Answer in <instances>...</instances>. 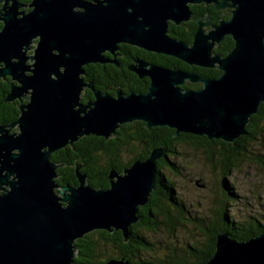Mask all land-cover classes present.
<instances>
[{
	"label": "water",
	"instance_id": "1",
	"mask_svg": "<svg viewBox=\"0 0 264 264\" xmlns=\"http://www.w3.org/2000/svg\"><path fill=\"white\" fill-rule=\"evenodd\" d=\"M0 4V78L12 81L6 101L28 94L19 118L8 125L18 132L0 133V264H74L76 242L94 231H120L128 242L129 227L141 219L139 208L149 203L157 162L164 158L162 148H154L120 173L110 170L108 188L96 189L80 166L75 167L77 183L59 187L55 171L63 165L51 162L52 153L83 137L108 140L134 122L148 130L171 129L174 137L188 134L231 144L247 135V124L264 103V0ZM200 4L229 7L231 16L207 33L203 28L209 19L198 18L191 44L171 38L169 25L190 21V6ZM224 36L234 45L222 57L213 47ZM120 44L221 74L200 78L137 61L130 69L149 79L146 92L116 90L111 96L94 91V99L82 104V91L92 89L83 68L108 62L104 53L114 55ZM187 83L202 86L182 88ZM173 168V175H182ZM105 264L131 263L112 259ZM203 264H264V233L238 242L218 232L213 256Z\"/></svg>",
	"mask_w": 264,
	"mask_h": 264
},
{
	"label": "trees",
	"instance_id": "2",
	"mask_svg": "<svg viewBox=\"0 0 264 264\" xmlns=\"http://www.w3.org/2000/svg\"><path fill=\"white\" fill-rule=\"evenodd\" d=\"M20 1L24 7L30 3V0ZM191 12L193 19L208 14L211 20L216 22L222 11H216L212 7L200 4L191 6ZM195 28L196 26L193 22H186L182 23L179 27L171 25L169 31L173 34L174 38L189 43L192 40ZM229 43L230 42L226 43V48L227 45H231ZM158 57L157 64L169 68L193 71L199 77L214 78L219 75V72L213 69L189 67L173 58L164 56ZM83 69L86 73L87 80H94L97 83H102L103 89H105V85L110 84L105 79L109 77L117 79V71H113L110 67L105 68L97 64H91L85 66ZM129 83L130 85L126 84V86L128 85L130 89H145L144 82ZM122 86L125 87V84ZM199 86L200 85L197 84L189 85L188 87L196 89ZM2 100L3 97L0 103ZM131 127L132 129H136L137 127L140 128L139 130H134V132H138V134L134 132H132V134H126L127 140L125 144H141L143 147L138 151H123V149L119 148L118 145H115L112 141L105 142L102 138L99 140L98 138L90 136L83 137L72 146H66L51 155V162L56 165H63L55 171L57 175L55 182L59 187L75 185L77 183L75 167L80 166L79 172L85 175L87 183L96 189H105L109 186L108 175L110 170L113 169L115 172L120 173L134 161L145 160L154 148H162L164 155V158L157 162L158 176L155 179V186L150 196V201L146 206L139 209V215L141 217L139 222L129 227V241L126 243L124 242L120 231H114L113 233L94 231L76 242V256L73 260L74 264H105L112 259L123 260L131 264H155L141 257V250H152L154 246L152 242H149L141 235V232L157 228L156 226L159 225L158 218L163 219V223L165 222L169 230H174V226L178 224L179 220L184 219V208L181 206L178 197L174 195L175 189L172 184V177L161 173L160 169L162 165H167L174 170L173 167L175 166L168 162L169 153L176 154L177 152L175 150L177 145L187 143V141L191 140L198 141L196 142L198 144L199 141H202L206 146L220 144L222 147H233L230 151V157L223 158L224 160L220 165L222 179L217 186L220 200L218 204L220 207L214 212V219L209 222V228H207L208 223L204 220L196 221L198 228L206 230V234H208L206 242L200 243V245H196L197 242H195V244L182 248L179 256H177V249L168 248V255L161 261V264H203L207 262L213 256L218 232L229 233L231 238L238 242L246 241L253 236L264 233V219L263 221H259L257 218H250L243 222H235L232 221V218L225 212L226 204L236 196L224 179L226 176H230V172L236 168V162L242 156L240 151H243L245 142H255L259 139L258 137L264 133V103L261 104L258 113L252 116L250 122L247 124V135L238 138L231 144L220 140L208 141L205 137H197L188 134H180L178 137H174V131L171 129L162 127L148 130L141 122L125 124L121 128L122 131L124 130L127 133ZM142 139H145V144L142 143ZM170 174L172 175L173 173L170 172ZM156 195H159V197L163 199V203H157ZM173 214L177 216H173ZM95 236L98 237H96L97 240L94 239ZM99 244L103 247H108V245H110L115 255L98 261L97 258L100 256L103 257V254H99ZM174 256H176V258Z\"/></svg>",
	"mask_w": 264,
	"mask_h": 264
},
{
	"label": "rangeland",
	"instance_id": "3",
	"mask_svg": "<svg viewBox=\"0 0 264 264\" xmlns=\"http://www.w3.org/2000/svg\"><path fill=\"white\" fill-rule=\"evenodd\" d=\"M258 138L255 142H245L236 168L230 172V176L224 178L236 196L225 206V212L235 222L250 218L259 221L264 219V133ZM196 142L191 140L177 145V153L168 157L182 175H171L169 166L162 165L160 169L161 173L172 177L174 195L178 197L185 215L174 226V230H169L163 219L158 218L157 228L141 232L144 238L154 244L152 250H141V257L155 264L162 263L168 255V248L177 249L179 256L182 248L195 242L196 245L206 242L208 234L206 230L198 228L196 221L204 220L209 228L214 212L220 207L217 192L218 183L222 179L220 165L223 158L230 157L233 147H222L220 144L206 146L200 141L199 144ZM160 200L163 203L161 197ZM175 214L173 216H177ZM99 249L103 257L97 258L98 261L115 255L110 245L103 247L99 244Z\"/></svg>",
	"mask_w": 264,
	"mask_h": 264
},
{
	"label": "flooded vegetation",
	"instance_id": "4",
	"mask_svg": "<svg viewBox=\"0 0 264 264\" xmlns=\"http://www.w3.org/2000/svg\"><path fill=\"white\" fill-rule=\"evenodd\" d=\"M217 1L220 2L221 0H217ZM19 2L21 3L20 0H19ZM228 4L229 3L227 2L226 5H228ZM191 6H194V5H191ZM191 6H190V9H191ZM205 6L212 7L216 11H222L220 16H219V19L216 22H213L208 14H205V15L199 17V18H208L209 19L208 26L203 28L206 31V33L212 27L217 25L220 21L229 20V18L231 16L230 15L231 9L229 7H225L223 9L217 10L215 8L214 4L205 5ZM20 10L28 11L29 9L27 8V9H20ZM197 19L191 18L190 21H187V22H193L195 24V26H196V28H195V30L193 32V35L196 32V30H197V24H196V20ZM203 22H205V21L203 20ZM183 23H186V22H183ZM181 24L178 25V27L181 26ZM171 25H174V24H170L169 27ZM175 26H177V25H175ZM0 27H1V23H0ZM169 27H168V35L171 38H174L173 34L169 31ZM193 35H192V40H193ZM175 39H177V38H175ZM192 40L189 43L188 42H185V43L191 44ZM179 41H182V40H179ZM227 42H230L229 44H231V45H227V48H226V43ZM233 45H234V42H233L232 38L230 36H224L223 39L219 43H216L214 45L213 52L215 54H219L222 57H224L233 48ZM31 54H32V51H29L27 53V56H30ZM150 54H152V55H150ZM153 55H156V56H153ZM103 56L105 57L106 60H108V62H106L104 64H97V65L103 66L105 68L110 67L113 71H117V79H113L112 77H109L108 79H105L110 84L109 85H105V89H103L102 88V83H97L94 80H87L86 73L84 71V73H85V76H84L85 82L88 83V84H91L92 85V89L87 88V87L84 88V90L81 93V103L82 104H86L89 100H93L94 99V91H99V92H101L103 94H108V95H111V96H115L116 90H120L124 94H129L131 92H134V93H144V92H146V89H147L148 84H149V79L145 78V77L142 78V79L139 78V76L134 71H132L130 69V67H133V66L136 65L137 61H142V62L150 64V65L162 66V67L168 68L170 70H182V71H185V72L195 73L193 71H189V70H185V69L169 68V67L157 64L156 62L159 59L158 56H164V57H168V58H172V57L161 55V54H154V53L146 52L144 50H141L139 48H136V47H133V46H130V45H126V44L118 45L117 50L115 51L114 55H111L109 53H104ZM173 59H175V58H173ZM27 64L30 65L31 63L27 62ZM93 65H95V64H93ZM187 66H189V65H187ZM189 67H195V66H189ZM196 68H200V67H196ZM204 69H208V68H204ZM213 70L219 72V75L221 74L220 71H218L216 69H213ZM27 74H29V73H27ZM217 77H214V78H217ZM200 78H203V77H200ZM11 82L12 81H11V78L9 76H5L3 78H0V100L3 97V100L0 103V127H3V128H2V132H0V133H4L5 131H8L10 134L18 132L17 127L10 128V127H8V125H10L11 123L15 122L19 118V116H20L19 107L21 105L27 103L26 98L28 97V94H25L24 95L25 97H22V98H16V99H14L12 101H6V95L8 94V92L10 90V83ZM129 82H133V83L144 82L145 89L144 90H133V89H130L128 87V85H130ZM123 84H125V87L122 86ZM126 84H128V85L126 86ZM197 84L200 85L198 88H200L202 86L200 83H197ZM197 84L187 83L185 86H182V88L192 89V88H189L188 86L189 85H197ZM16 85H19V84L16 83ZM198 88H196V89H198ZM196 89H193V90H196ZM130 124H132V123H130ZM121 127L118 130H116L117 132L115 131V133H114L112 138H109L108 140H106L104 138H102V139L105 142L112 141L115 145H118L119 148L123 149V151H133V150H137L138 151L141 147H143L141 144L138 145L137 143H135V144H130V143L129 144H125L126 143L125 141L127 140L126 134H130V133L132 134V132H134V130H139L140 127H137L136 129L135 128L132 129V127H133L132 126L131 129L127 133L124 130L122 131ZM134 133L138 134V132H134ZM88 137H90V136H88ZM92 137L98 138L99 140L101 138V137H95V136H92ZM144 140L145 139H142V141H143L142 143L143 144H145ZM0 193H2V192H0ZM156 201H157L158 204H161V200H160L159 195H156ZM139 214H140V211H139ZM104 232H106V231H104ZM107 233H109V232H107ZM111 233H113V232H111ZM174 257L176 258V256H174Z\"/></svg>",
	"mask_w": 264,
	"mask_h": 264
}]
</instances>
